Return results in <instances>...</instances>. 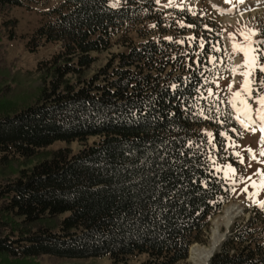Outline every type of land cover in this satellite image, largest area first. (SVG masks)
Masks as SVG:
<instances>
[{
    "label": "trees",
    "instance_id": "16d2710c",
    "mask_svg": "<svg viewBox=\"0 0 264 264\" xmlns=\"http://www.w3.org/2000/svg\"><path fill=\"white\" fill-rule=\"evenodd\" d=\"M43 1L0 0V15ZM54 1L32 40L61 49L38 64L36 90L2 86L12 71L0 44V104L23 107L0 114V233L10 230L26 241L11 246L0 238V264L43 256L186 260L192 244L206 243L208 220L233 190L219 167L234 166L225 136L232 139L237 129L217 91L232 64L219 31L185 10L162 19L155 0H122L117 8L109 0ZM143 21L192 33V53L176 41L147 38L90 74L92 54L109 48L113 32ZM257 36L262 69L253 74L252 93L261 97L264 23ZM90 137L98 141L76 153L45 151ZM209 264H264V211L236 221Z\"/></svg>",
    "mask_w": 264,
    "mask_h": 264
},
{
    "label": "rangeland",
    "instance_id": "374dc122",
    "mask_svg": "<svg viewBox=\"0 0 264 264\" xmlns=\"http://www.w3.org/2000/svg\"><path fill=\"white\" fill-rule=\"evenodd\" d=\"M155 2L157 9L161 13L164 12L162 19L174 17L172 10L177 9L185 10L189 16L199 18L205 24L212 23L219 31L224 48L233 64L230 74L221 79L217 85V91H221L225 96L237 124L233 138L225 136L226 147L231 153L234 166L226 161L219 164L223 177L231 178L230 183L233 185V190L221 212L208 220L202 232L206 243L192 244L187 259L177 263L202 264L201 257L211 248L215 238H219L220 242L224 237L229 236L230 229L236 221L241 223L247 220L254 215L257 209L264 211V207H261L264 204V186H262L264 184V155H261L264 145L260 143L264 132L260 130L262 121L257 117L256 111L260 108L257 101L261 97H254L251 92L252 89H256L253 87L255 81L252 75L256 69H262L258 64L255 43L259 40L258 25L264 23V0H155ZM109 3L114 7H119L122 5V0H109ZM56 4L54 0H47L39 4H31L29 7L11 8L0 15V44L4 46L6 61L10 64L12 71L9 83L4 82L2 86L17 85L24 89H37L41 80V75L37 72L38 64L57 54L61 49V44L32 40V38L35 30L50 19L46 12ZM225 10L227 12H224ZM177 23L179 27L184 24L183 20ZM164 29L165 26L159 30L154 28L149 21H143L141 24H123L113 32L107 50L92 54L96 61L90 69V74L112 63L118 53L126 51L131 45H137L147 38L176 41L185 45L180 49L181 51L192 53L194 40L192 33L183 34L174 27L167 28L165 32ZM245 36L248 37L247 40ZM233 44L241 45L248 52L246 66L242 67L245 65L244 51H234ZM242 73H247V77ZM246 78L249 81L248 90H242ZM238 92L242 93L241 97H234V94ZM241 100H245L251 110L247 117L243 111H239L243 108ZM22 108L18 103L0 104V114L16 112ZM241 120L249 124V127L243 126ZM202 133L208 138L212 136V131L208 128L203 129ZM95 141H98L97 137H90L85 142H55L45 151L68 147L72 153H76L80 148L92 145ZM0 183L3 181L1 180ZM62 218L63 216L60 217ZM0 238L11 246L26 244L25 240L21 239L18 234H11L10 230L2 231ZM146 259V255H132L120 263H115L109 257L58 259L43 256L35 259L31 264H143Z\"/></svg>",
    "mask_w": 264,
    "mask_h": 264
},
{
    "label": "snow or ice",
    "instance_id": "6c2138e0",
    "mask_svg": "<svg viewBox=\"0 0 264 264\" xmlns=\"http://www.w3.org/2000/svg\"><path fill=\"white\" fill-rule=\"evenodd\" d=\"M234 39V38H233ZM248 37L245 36V40H247ZM233 50L234 51H244L245 54V65H242V67L246 66L247 64V57H248V52L245 50L244 47H242L241 45H237V44H233ZM233 71H235L233 69ZM242 75H245L247 77V73H242ZM248 83L249 81L247 80V78L245 79V83L242 86V90H248ZM242 93L238 92L234 94V97L239 98L241 97ZM260 104V108H258L257 111V117L262 121L261 124V132H264V96H261V98L257 101ZM233 103L235 104V100L233 101ZM241 104H243V108L239 109V111H243L245 113V116L247 117L250 114V108L248 107L247 103L245 100H241ZM241 124L245 127H249V124H247L244 120L240 121ZM260 143L262 145H264V135H262ZM251 151V150H248ZM261 155H264V151L261 152ZM255 186V185H254ZM262 186H264V184H262ZM261 207H264V204L261 205Z\"/></svg>",
    "mask_w": 264,
    "mask_h": 264
},
{
    "label": "bare ground",
    "instance_id": "6f19581e",
    "mask_svg": "<svg viewBox=\"0 0 264 264\" xmlns=\"http://www.w3.org/2000/svg\"><path fill=\"white\" fill-rule=\"evenodd\" d=\"M218 242H219V238L218 239L215 238V240L213 241V243L211 245V248H209V250L206 251V254L203 257H201L203 259L202 264H208V260H209L210 256L212 255V253L214 252V250L216 249Z\"/></svg>",
    "mask_w": 264,
    "mask_h": 264
},
{
    "label": "water",
    "instance_id": "95a60500",
    "mask_svg": "<svg viewBox=\"0 0 264 264\" xmlns=\"http://www.w3.org/2000/svg\"><path fill=\"white\" fill-rule=\"evenodd\" d=\"M225 238H226V237H224L221 241L225 240ZM221 241H220V242H221ZM218 246H219V244L217 245V247H218ZM217 247H216V249H217ZM216 249L214 250V252H213L212 255L210 256V258L213 256V254L215 253ZM210 258H209V260H210ZM209 260H208V263H209Z\"/></svg>",
    "mask_w": 264,
    "mask_h": 264
}]
</instances>
